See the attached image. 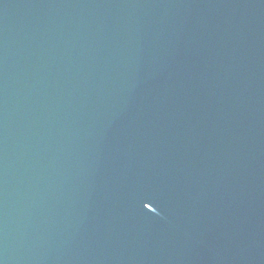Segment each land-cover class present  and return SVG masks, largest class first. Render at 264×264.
I'll return each mask as SVG.
<instances>
[{
    "label": "water",
    "instance_id": "water-1",
    "mask_svg": "<svg viewBox=\"0 0 264 264\" xmlns=\"http://www.w3.org/2000/svg\"><path fill=\"white\" fill-rule=\"evenodd\" d=\"M0 264H264V0H0Z\"/></svg>",
    "mask_w": 264,
    "mask_h": 264
}]
</instances>
